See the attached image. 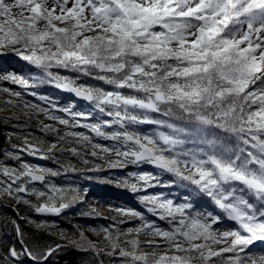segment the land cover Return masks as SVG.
Instances as JSON below:
<instances>
[{
  "label": "snow or ice",
  "instance_id": "obj_1",
  "mask_svg": "<svg viewBox=\"0 0 264 264\" xmlns=\"http://www.w3.org/2000/svg\"><path fill=\"white\" fill-rule=\"evenodd\" d=\"M3 50L39 74H0V81L25 90L51 85L91 106L75 111L74 104L59 106L32 91L48 107L25 102L24 109L38 108L48 119L92 135H59V129L45 125L58 135L47 149L25 137L10 154L19 168L0 163V193L37 214L59 216L80 199V189L51 182L57 170L31 165L18 153L40 159L57 150L80 155L76 147H59L71 137L91 147L94 158L106 159L97 150L109 154L111 168L148 164L173 177L162 182L153 173L130 174L141 182L122 181L133 192L180 186L214 206L201 208L187 195L179 203L164 193L144 195L139 199L146 211L167 227L121 207L116 211L141 223L126 230L89 228L103 234L105 248L83 232L74 244L97 255L118 253L123 264H264V254L250 247L264 242V0H0V55ZM82 77L107 87L81 83ZM0 91L22 99L18 91ZM142 125L153 127L141 131ZM87 215L98 214L92 209ZM28 222L38 230L54 226ZM12 223L20 248L7 250L9 264H24L25 258L48 264L63 247L29 244ZM140 234L153 238L146 246L164 252H145Z\"/></svg>",
  "mask_w": 264,
  "mask_h": 264
},
{
  "label": "trees",
  "instance_id": "obj_2",
  "mask_svg": "<svg viewBox=\"0 0 264 264\" xmlns=\"http://www.w3.org/2000/svg\"><path fill=\"white\" fill-rule=\"evenodd\" d=\"M6 54L15 55L14 52L7 50ZM16 56V55H15ZM18 57V56H17ZM28 63L27 61H25ZM29 64V63H28ZM30 65V64H29ZM31 66V65H30ZM28 72L23 75H38L39 70L34 66H31ZM61 74L64 75H74L71 73L64 72L60 70ZM81 83L87 84H100L103 87H107L101 84L99 81L92 80L90 78H81ZM36 91L38 94L47 95L49 97L60 98L63 102L69 104H74V109L77 108L83 109L84 111L89 110L91 107L87 102L81 101L74 97H69L66 93H62L59 89L51 85H40L38 88L31 89ZM5 116L0 112V163L6 164L12 160L10 154L17 151L18 149L14 145H20V140L15 139L14 136L18 135L20 138L28 139L35 144L47 149L50 143L58 140V135L54 132H45L39 134L38 136L32 137L31 134H22L23 129H16L15 133L12 134L8 131L6 122L4 121ZM107 119V117H105ZM8 124V123H7ZM152 125H142L140 126L141 131H147L151 129ZM27 130L33 131L31 127ZM67 140V139H66ZM69 141V140H67ZM22 145V143H21ZM62 149L71 148L70 142H62L59 145ZM80 153V152H79ZM91 155L85 153H80V155H72L71 152L67 150H57L52 158L45 159L47 164L53 167V170H57L60 174L56 177H52L56 180L58 185H73L77 186L80 189V199L75 202L70 203V206L65 209L59 216L56 215H41L37 214L34 211L33 207L25 205L23 203H17L14 199H10L6 196L0 195V264H9L7 259V250L10 247L20 248V241L16 234L15 228L13 226V221L17 219L16 214L21 217V220L16 221L19 224L21 230L24 232L25 239L29 244H38L41 247L47 245L61 244L63 245L62 249L52 258L49 259L48 264H123L122 259L119 257L118 253L113 255H107L105 252H100L98 255L95 254L92 250H84L77 244H74L73 241L79 240L80 237L76 236L75 230L72 226L73 220H79L81 224L88 226V224L96 221L93 216L83 215V199L84 196L81 193L82 186H87L90 189H98L100 187H111L113 180H127L129 185L131 183H141L136 179H132L130 174L122 173L121 168H111L108 166V162H104L102 166H96L91 164L87 158H90ZM87 160V163H85ZM137 170H143L148 173H154L162 182L170 181L173 179L170 174L164 173L161 174L160 170L155 168L152 165L142 164L140 166L132 167ZM122 181L120 183H122ZM119 183V182H118ZM123 186V193L129 200V204L133 207L139 208L144 206L140 202V197L136 196L140 193L141 196L153 194V187H148L146 191L141 190L138 192L131 191L129 186ZM160 189V193H164L169 198L175 200L177 203L183 201L184 196H189L199 207L207 208L208 210H213L214 206L211 201L201 194L193 193L190 189H185L180 186H155ZM151 191V192H149ZM139 195V194H138ZM33 200L34 203L36 198L34 196L28 197ZM218 211V210H217ZM29 218L36 222L41 223L47 221L49 225H54L50 227L47 231L44 228L39 230L36 228L34 223H29ZM164 223V226L167 227V224ZM225 224L231 225L234 227V224L230 221H225ZM121 228V226H120ZM51 233V234H49ZM64 234V235H63ZM260 241L255 242V244ZM97 244L100 248H105V242L103 240V234H101ZM143 250L147 253V248L144 243H142ZM231 255L230 253H225L224 256L227 257ZM219 260V258H215ZM197 264H202V261L197 260ZM24 264H31L28 259H24ZM220 264H227V260L221 261Z\"/></svg>",
  "mask_w": 264,
  "mask_h": 264
},
{
  "label": "rangeland",
  "instance_id": "obj_3",
  "mask_svg": "<svg viewBox=\"0 0 264 264\" xmlns=\"http://www.w3.org/2000/svg\"><path fill=\"white\" fill-rule=\"evenodd\" d=\"M70 6V5H69ZM62 26V25H61ZM4 54L0 55V74H7V73H15L19 75H23L24 73L28 72L31 68V66L26 63L24 60H22L20 57H17L15 55H7V50H3ZM8 88L14 91H18L22 95L21 98H17L14 96H11L9 93L0 91V112H2L3 116H5L4 121L6 122V126L8 127V131L11 132V135L16 134V129H23L21 132L22 134H31L32 137L38 136L39 134H43L45 132H52L49 130H45V125H50L55 129H59V135H64L66 131H78V132H85L86 134L92 135L91 133H88V130L83 128H75L72 129L70 127H66L65 125L59 124L55 120L48 119L43 113L39 112L38 108H29L24 109L23 105L25 102H29L30 104H37L40 107L47 108L48 105L44 104L43 102L39 101L36 96L30 95V92H32L31 89L25 90L19 85L12 84L8 81H0V89ZM63 93V92H62ZM69 97H72L71 95L67 94ZM59 106H67L69 103L63 102L60 98H55ZM6 101H11V103H5ZM75 110V109H73ZM25 111L31 112L32 115L28 116L25 115ZM75 111H84L83 109L77 108ZM56 115L64 116L65 114L62 112H55ZM8 123V124H7ZM31 127L33 131L27 130V128ZM112 129H108V131H111ZM15 139H19L20 145L23 143L24 139L20 138V136L15 135ZM67 140L71 141V147H76L78 152L85 153L87 155H90L91 151L93 150L91 147H81L79 144H76L75 141L71 137H67ZM97 142L102 144H108L110 141H103L98 140ZM35 144V143H34ZM19 146V145H18ZM98 155H104L106 159L100 160L97 158H94L90 156V158H87V160L96 166H102L103 163L108 162V155L100 153L99 150ZM17 151L13 153H17ZM22 159L26 162H28L31 165L34 166H43L46 168L54 169L53 167L49 166L45 159H40L35 156L28 155L27 153H18ZM11 158V156H10ZM7 165L15 166L19 168V161L12 159ZM135 165L133 164H127L123 167H116L121 168L122 173L126 174H141L145 173V169L137 170L135 168ZM148 173V172H147ZM152 173V172H151ZM154 174V173H153ZM156 175V174H155ZM132 179L136 181V177L131 175ZM51 182H54L57 184L56 180L52 177L48 178ZM138 180V179H137ZM122 180H113V184L111 187H100L98 189H90L86 185L82 186L81 193L84 196L83 199V207L84 211L82 212L83 215H87L92 209L96 210V213L98 215H94L96 221L89 223L88 226L81 224L79 220H73L72 226L75 230L76 236H79L80 232L84 233V237L87 238L88 241H92L93 243H97L101 235H97L89 230V228H100V227H111L112 225H118L121 226V229L126 230L129 227L138 226L141 222L132 216L123 215L120 212L116 211L118 208H132L134 210L140 211L144 213L148 219L150 220H157V223H159L161 226H164V223L162 221H159L157 217L152 216L150 213H148L145 209V206H140L139 208L133 207L129 204V200L123 193V186L122 183H120ZM119 182V183H118ZM58 185V184H57ZM36 187H43L40 184H36ZM85 190H87L85 192ZM153 194H159L160 189L158 187H153L151 190ZM149 191V192H151ZM139 194V195H138ZM136 196L141 197L140 193H138ZM0 195H3L0 193ZM4 196V195H3ZM17 219L15 221L21 220V217L16 214ZM64 235V234H63ZM139 239L142 243L146 246V241L153 239L150 235L147 234H140ZM156 243H163V241L156 240ZM221 245H216L214 247L219 248ZM148 247V246H146ZM254 248L255 254L260 255L264 254V242H259L257 244H254L250 246ZM148 252L155 251L158 255L162 254L164 252L163 248L160 249H153L151 247L147 248ZM197 260L193 261V264H197Z\"/></svg>",
  "mask_w": 264,
  "mask_h": 264
},
{
  "label": "water",
  "instance_id": "obj_4",
  "mask_svg": "<svg viewBox=\"0 0 264 264\" xmlns=\"http://www.w3.org/2000/svg\"><path fill=\"white\" fill-rule=\"evenodd\" d=\"M60 90V89H59ZM61 92H63V93H66V94H69V95H71L72 97H74V98H76V99H80V98H77V97H75V95L74 94H72V93H69V92H66V91H62V90H60ZM81 101H84V100H82V99H80ZM85 102V101H84ZM36 184H39L38 182L36 183Z\"/></svg>",
  "mask_w": 264,
  "mask_h": 264
},
{
  "label": "bare ground",
  "instance_id": "obj_5",
  "mask_svg": "<svg viewBox=\"0 0 264 264\" xmlns=\"http://www.w3.org/2000/svg\"><path fill=\"white\" fill-rule=\"evenodd\" d=\"M80 100V99H79Z\"/></svg>",
  "mask_w": 264,
  "mask_h": 264
}]
</instances>
